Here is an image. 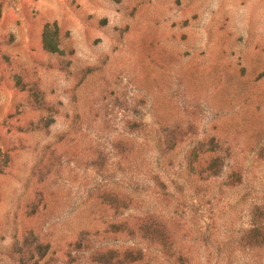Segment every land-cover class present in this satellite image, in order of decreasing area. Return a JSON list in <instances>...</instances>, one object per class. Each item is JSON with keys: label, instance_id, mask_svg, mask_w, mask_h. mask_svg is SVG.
<instances>
[{"label": "rangeland", "instance_id": "374dc122", "mask_svg": "<svg viewBox=\"0 0 264 264\" xmlns=\"http://www.w3.org/2000/svg\"><path fill=\"white\" fill-rule=\"evenodd\" d=\"M0 264H264V0H0Z\"/></svg>", "mask_w": 264, "mask_h": 264}]
</instances>
